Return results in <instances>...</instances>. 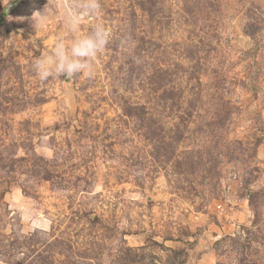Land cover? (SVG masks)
I'll return each instance as SVG.
<instances>
[{"label": "rangeland", "instance_id": "1", "mask_svg": "<svg viewBox=\"0 0 264 264\" xmlns=\"http://www.w3.org/2000/svg\"><path fill=\"white\" fill-rule=\"evenodd\" d=\"M78 2L0 18V264H264V0ZM97 23L93 78H37Z\"/></svg>", "mask_w": 264, "mask_h": 264}, {"label": "clouds", "instance_id": "2", "mask_svg": "<svg viewBox=\"0 0 264 264\" xmlns=\"http://www.w3.org/2000/svg\"><path fill=\"white\" fill-rule=\"evenodd\" d=\"M101 11L99 0H79L72 11L64 15V24L69 32H76L81 20L80 13L95 17ZM111 32L103 24L92 26L86 35L76 37L65 43L63 37H57L51 52L32 61L31 70L41 81L62 76L69 78L83 76L91 79L94 75L93 58L109 45Z\"/></svg>", "mask_w": 264, "mask_h": 264}, {"label": "water", "instance_id": "3", "mask_svg": "<svg viewBox=\"0 0 264 264\" xmlns=\"http://www.w3.org/2000/svg\"><path fill=\"white\" fill-rule=\"evenodd\" d=\"M21 1L22 0H14L12 3L8 4L0 18H2L5 14H8L10 11L14 10Z\"/></svg>", "mask_w": 264, "mask_h": 264}, {"label": "trees", "instance_id": "4", "mask_svg": "<svg viewBox=\"0 0 264 264\" xmlns=\"http://www.w3.org/2000/svg\"><path fill=\"white\" fill-rule=\"evenodd\" d=\"M246 34H250V32L248 31V32H246Z\"/></svg>", "mask_w": 264, "mask_h": 264}, {"label": "built area", "instance_id": "5", "mask_svg": "<svg viewBox=\"0 0 264 264\" xmlns=\"http://www.w3.org/2000/svg\"><path fill=\"white\" fill-rule=\"evenodd\" d=\"M218 208H219V205H218Z\"/></svg>", "mask_w": 264, "mask_h": 264}]
</instances>
